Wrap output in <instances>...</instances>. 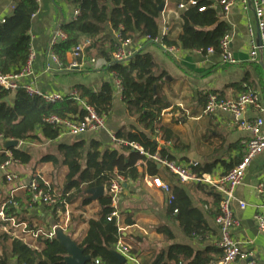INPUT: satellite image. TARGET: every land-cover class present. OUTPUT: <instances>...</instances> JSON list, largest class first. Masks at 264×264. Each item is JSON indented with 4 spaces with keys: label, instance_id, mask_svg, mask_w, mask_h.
I'll return each instance as SVG.
<instances>
[{
    "label": "crops",
    "instance_id": "0c3cea01",
    "mask_svg": "<svg viewBox=\"0 0 264 264\" xmlns=\"http://www.w3.org/2000/svg\"><path fill=\"white\" fill-rule=\"evenodd\" d=\"M214 7L220 19L229 25L230 50L235 63L223 62L221 55L215 52L202 53L200 50L182 48L168 50L161 42L155 43L146 38L134 40L132 48L134 53L143 49L152 55L157 65L156 74L165 72L161 80V93L172 102V107L163 112L162 124L171 131V135L177 137L179 144L168 146L170 153L192 171L194 167L213 165V171L209 174L221 177L246 154L250 134L240 128L239 122L231 114L203 116L204 96L215 91L234 99L244 93V88L249 85L258 92L264 108V74L258 69V62L252 61L250 57L251 37L248 27L256 25L253 5L249 0L247 7L237 1L225 12L219 0H214ZM12 9L13 0H0V22ZM74 11V6L65 0H41L38 12L32 19L30 35L35 52L34 75L32 78H26L25 82L33 83L34 87L42 92L66 95L74 90L76 85H84L96 91L103 81L112 78L105 67L74 71H58L55 66L53 70L47 69L48 63L51 62V37L60 28V23H67L74 18ZM172 19L175 22H172ZM166 22H170L171 27L174 26L175 34L181 32L179 10L174 0H167L165 10L159 18L162 34L165 33ZM105 28L108 33L118 38V34L111 31L110 24L105 25ZM257 38L258 34L256 40ZM85 58L98 57L87 53ZM72 60V54H69L68 63ZM260 116H264V111L250 107L241 119L251 121ZM140 130L144 129L138 124L136 116L128 115L121 89L116 86L113 108L107 115V130L89 132L80 136V139H96L102 143L103 148H119L112 143L110 133L123 132L127 136L137 134ZM161 136L162 134L157 137L158 143L162 139ZM75 139L76 137L63 133L56 141H45V144L70 143ZM50 153L57 155V148ZM46 154L48 153L36 159L32 158L28 164L12 163L11 170L19 174L22 182L27 183L40 176L59 191L58 182L62 180L60 173L56 172L52 163L40 162ZM58 168L65 178L66 168ZM159 169L156 175L145 174L137 181L125 180L118 197V226L121 233L119 242L131 248L132 259L126 258L128 264H151L159 254H166L173 243L189 245L194 250H205L212 246L219 248V227L216 218L208 214L211 210L209 207L213 206L215 190L203 183H183L194 206L205 213L210 227L209 231L199 237H188L182 231L175 214L169 215V194L161 187L162 184L171 187L178 179L165 168ZM50 170L54 173L49 176L51 179L47 177ZM260 185H263L261 189ZM17 187V183H8L0 175V206L13 194L16 199H23L17 213L12 215L19 222L35 229H49L58 224L64 233L79 245L86 236L88 221L94 218L100 209L99 200H92L85 193L92 201L90 204H84L83 199L79 198L76 202L67 204L65 210L54 213L53 208L48 205L32 203V200L25 199L26 194L30 193L24 189H16ZM105 190V193L109 194V189L105 187ZM239 201H243L246 207L241 208ZM76 204H79L80 209L72 211V206ZM231 208L239 220V225L233 231L234 238L244 251L252 253L258 264H264V232L257 229L255 222V215L264 213V152L252 158L242 183L236 188ZM131 220L132 224L129 223ZM162 227L169 228L174 238L168 239L166 234L160 232L159 228ZM2 233L9 237H19L36 248H41L44 243L42 238L35 239L28 233L22 234L20 228H13L9 222L0 221V234ZM10 246V239H2L0 254L5 250L10 258L9 264H17L16 259L10 256ZM211 254L215 256V260L210 264H218L223 252L219 255L212 251ZM232 264L245 262L237 260Z\"/></svg>",
    "mask_w": 264,
    "mask_h": 264
},
{
    "label": "trees",
    "instance_id": "16d2710c",
    "mask_svg": "<svg viewBox=\"0 0 264 264\" xmlns=\"http://www.w3.org/2000/svg\"><path fill=\"white\" fill-rule=\"evenodd\" d=\"M79 11L78 15L60 29L67 35L65 40L56 43L52 49L62 63L67 66L68 56L74 47L84 40H90L86 54L95 55L108 62L105 68L112 78L103 81L98 90L84 85H76L78 97L66 94L62 100L48 102L42 96L31 95L24 88L10 91L0 86V135L4 139H15L22 142L28 139L38 141H56L64 132L61 124L48 122L55 116L60 119H81L85 114L82 101L93 106L100 115H109L113 108V98L116 81H120L123 102L130 116H136L137 122L144 130L137 134L118 132L119 138L140 144L150 153L159 152L164 158L176 160L168 146L177 144L176 136L162 124V114L172 107V102L161 93V80L165 72L156 74L157 65L152 55L143 49L134 53L127 61H115L113 55L124 39L159 41L167 48L175 47L184 50H200L207 53L212 48L221 54V41L229 32V25L220 19L214 7V0H196L195 5L189 4L179 11L181 32L174 33V26L168 23L170 29L162 34L159 25L161 12L159 6L163 0H65ZM189 0H174L176 7L181 2ZM205 7L204 11H200ZM39 3L36 0H13L12 12L0 22V72L11 74L20 71L29 58L32 38L30 30L32 19L38 12ZM110 24L111 31L118 34L115 38L106 31L105 25ZM257 62V61H255ZM258 69L264 74L260 64ZM256 91L247 86L243 92ZM215 92V91H214ZM205 94V103L207 96ZM218 93V92H217ZM223 95V94H221ZM224 96V95H223ZM204 103V104H205ZM165 144L162 147L157 137ZM179 145V144H177ZM57 155L48 153L40 162H50L55 167L66 168V174L59 192L63 203L53 207V212L65 210L67 204L83 199L84 204L92 201L85 194L86 189L104 185L110 188L112 182L119 176L126 181H137L142 175H156L160 171L155 161L147 159L130 147L103 148L96 139H80L76 137L70 143L59 142L56 145ZM0 150L3 148L0 145ZM7 153H0V163L11 160L13 163L28 164L32 160L31 152L26 148H12ZM244 157V156H243ZM243 159V158H242ZM237 160L233 167L241 162ZM213 165L194 167L196 173H212ZM174 176V175H173ZM36 178V177H34ZM42 187L44 184L39 179ZM172 187L173 200L168 205L169 215L177 217L180 227L188 237H199L210 230L205 213L195 207L183 183L177 180ZM214 190L213 188H211ZM213 206L208 214L216 218L220 213L221 197L215 191ZM25 199L32 200V194H26ZM24 199V200H25ZM17 205L8 204L6 214L15 215L22 200L13 199ZM100 209L94 218L88 221V230L80 243L85 255L90 256L86 264H128L119 261L112 250L120 240L117 220L110 218L114 210L112 197L106 194L98 201ZM132 220L129 222L132 224ZM168 239L174 235L167 227L159 228ZM11 240L10 256L17 264H68L67 250L56 237L43 239V246L36 248L18 237H9L2 233L1 240ZM3 242V241H2ZM215 251L221 254L217 247L205 250H194L191 246L173 243L166 254H159L151 264H210L215 260L211 254ZM6 251L0 254V264H9Z\"/></svg>",
    "mask_w": 264,
    "mask_h": 264
},
{
    "label": "built area",
    "instance_id": "2783aa9c",
    "mask_svg": "<svg viewBox=\"0 0 264 264\" xmlns=\"http://www.w3.org/2000/svg\"><path fill=\"white\" fill-rule=\"evenodd\" d=\"M38 3L41 0H36ZM241 2L247 7L248 0H219L223 11H227L235 2ZM189 4L195 5L196 0H189L188 2H181L178 5V10L185 9ZM251 4L254 7L256 16V25H249L248 33L251 37V51L250 57L252 61H257L260 55V49L264 50V0H251ZM200 11H204L205 7H201ZM79 11L75 9L74 18L78 15ZM4 21V19H2ZM170 27L168 23L165 24V33L169 31ZM259 33L261 39V45H258L256 35ZM67 35L59 28L57 29L50 40V57L51 62L48 63L47 69L58 71H74V70H87L92 68H103L108 66V62L103 58H91L86 59V49L91 45L90 40H84L82 43L76 45L72 51L73 60L65 66L58 55L53 51L52 47L61 40H65ZM148 39V38H147ZM155 43H159V39L154 40ZM133 40L128 38L120 41V47L115 51L113 59L115 61L125 62L134 55L132 48ZM33 43H31L30 55L26 63L20 69V71L4 74L0 72V86L10 91H16L19 88H24L31 95L42 96L48 102H56L62 100L65 95L60 93H46L35 88L33 83H26V78H32L34 75L33 64L35 60V52L33 50ZM175 47L168 48L173 50ZM221 58L225 63H235V59L230 50V38L228 34L221 41ZM208 52H214L212 48L208 49ZM116 86L120 88V81H116ZM68 95L77 98L78 93L76 90H71ZM82 105L85 109V114L81 119H60L58 117H51L47 119L48 122L61 124L64 128L63 133H67L73 137H80L86 133H97L107 130V115H100L93 106L82 101ZM255 107L261 111H264L260 96L257 91H250L241 93L234 99L224 97L220 93L212 92L207 96L206 103L202 109L203 116H211L216 114H231L239 122L240 128L243 131H247L250 136L248 140L247 152L239 164L234 166L227 174L221 177H213L209 173H196L190 170L188 167L179 163L177 160H171L164 158L157 151L150 153L146 151L140 144L129 141L126 138H119L116 134L110 133V139L117 147H130L138 151L141 155L147 159L155 161L163 168L173 174L181 183L195 182L203 183L213 188L221 197L220 213L216 217V223L219 227L220 237L218 240V247L222 250L223 256L218 264H232L237 260H243L245 264H258L252 256V253L246 252L240 246V243L234 238V228L239 225V220L234 216L231 208V203L235 198L236 188L242 183L245 173L252 158L264 152V116H260L254 120L247 121L242 120L241 116L247 111L248 108ZM0 139L2 136L0 135ZM167 145L164 141L159 142V146ZM7 153L11 156L8 150H0V153ZM11 157L0 163V175L8 183L18 184L16 189H24L32 194V203H41L50 207L56 206L58 203H63L61 192L51 186L49 182L42 177L39 178L45 187H42L38 181V176L33 178L30 182H22L18 173L11 170L12 165ZM125 179L117 177L109 188V193H113L112 206L114 207L110 218H115L119 224L120 215L118 212V197L122 191V185ZM161 187L169 194L168 203L173 200V194L170 185L162 184ZM263 185H260L261 189ZM15 196L11 194V197L3 202L0 206V221L9 222L13 228H20L22 234L28 233L35 239H53L56 237V229L61 228L56 224L52 228H31L24 222H19L15 217L8 216L6 214V208L8 204L16 205L13 200ZM241 208H245L246 204L243 201H239ZM177 211H174V214ZM255 222L257 229L264 232V213H258L255 215ZM19 238V237H18ZM117 252L121 253L128 259H132L131 248L123 243L118 242L116 245ZM99 263V260L96 261Z\"/></svg>",
    "mask_w": 264,
    "mask_h": 264
},
{
    "label": "water",
    "instance_id": "95a60500",
    "mask_svg": "<svg viewBox=\"0 0 264 264\" xmlns=\"http://www.w3.org/2000/svg\"><path fill=\"white\" fill-rule=\"evenodd\" d=\"M167 0H163L162 3L159 6L160 12H164L166 7ZM251 3V0H249ZM62 23H60L61 27ZM258 45H261V39L260 35L258 33L257 38ZM260 58L257 61L258 64H260L264 70V50L260 49ZM0 145L4 150H10L12 148H20L21 141L15 140V139H0ZM26 146H23V150H26ZM158 167L161 168L162 166L158 164ZM105 186L101 185L98 187L88 188L86 189L85 193L89 195V197L92 200H99L103 196L106 195L105 193ZM111 197L114 196L113 193H109ZM56 238L60 240V242L64 245V247L67 250V256H66V262L68 264H86L90 260V256L85 255L84 248L81 247L75 240H73L70 236L64 233L63 229L58 227L56 229ZM112 253L114 256L121 262H126V257L122 255L121 253L117 252L116 250H112Z\"/></svg>",
    "mask_w": 264,
    "mask_h": 264
},
{
    "label": "rangeland",
    "instance_id": "374dc122",
    "mask_svg": "<svg viewBox=\"0 0 264 264\" xmlns=\"http://www.w3.org/2000/svg\"><path fill=\"white\" fill-rule=\"evenodd\" d=\"M46 142L45 141H38V140H35V139H28L27 141L25 142H22L21 141V145H20V148H22L23 146H26L27 149L32 153V158L36 159L37 157L45 154V153H50V152H53L56 150V145L57 143H47L45 144ZM53 171V170H52ZM51 170L47 172V177L49 179H51L49 176L51 175H54V173H51L52 172ZM56 172L60 173V180L58 182L59 187L61 188V186L63 185V180H64V177H63V173L60 171V169L58 167H56ZM80 208H79V204H76L74 206H72V211H78Z\"/></svg>",
    "mask_w": 264,
    "mask_h": 264
}]
</instances>
